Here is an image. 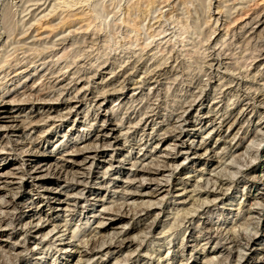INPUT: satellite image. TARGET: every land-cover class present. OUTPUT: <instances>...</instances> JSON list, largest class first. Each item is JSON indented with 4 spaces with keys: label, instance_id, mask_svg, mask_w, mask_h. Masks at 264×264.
Instances as JSON below:
<instances>
[{
    "label": "rangeland",
    "instance_id": "1",
    "mask_svg": "<svg viewBox=\"0 0 264 264\" xmlns=\"http://www.w3.org/2000/svg\"><path fill=\"white\" fill-rule=\"evenodd\" d=\"M263 209L264 0H0V264H248Z\"/></svg>",
    "mask_w": 264,
    "mask_h": 264
},
{
    "label": "bare ground",
    "instance_id": "2",
    "mask_svg": "<svg viewBox=\"0 0 264 264\" xmlns=\"http://www.w3.org/2000/svg\"><path fill=\"white\" fill-rule=\"evenodd\" d=\"M103 95H104V93H103ZM181 119H182V118H181ZM260 120H261V119H260ZM136 125H137V124H136ZM183 125H184V124H183ZM179 126H180V125H179ZM231 127H232V126H231ZM172 131H173V130H172ZM102 139H103V138H102ZM183 144H184V143H183ZM176 145H177V144H176ZM174 149H175V148H174ZM82 153H83V152H82ZM169 162H170V161H169ZM174 162H175V161H174ZM171 166H172V165H171ZM57 167H58V166H57ZM169 167H170V166H169ZM148 170L150 171V169H148ZM30 171H31V170H30ZM139 171H140V170H139ZM141 171H142V170H141ZM158 171H160V170H158ZM55 172H56V171H55ZM55 172H54V173H55ZM106 172H107V171H106ZM152 172H153V171H152ZM78 173H79V172H78ZM145 173H146V171H145ZM147 173H148V171H147ZM149 173H150V172H149ZM161 173H162V172H161ZM9 174H10V173H9ZM21 174H25V175L27 174V175H28V173H24V171L21 172ZM75 174H76V173H75ZM152 174H153V173H152ZM154 174H155V172H154ZM173 174H174V173H173ZM14 175H15V174H14ZM52 175H53V174H52ZM71 175H72V174H71ZM84 175H85V174H84ZM155 175H156V174H155ZM155 175H154V176H155ZM7 176H8V175H7ZM12 176H13V175H12ZM54 176H55V174H54ZM135 176H136V175H135ZM135 176H134V177H135ZM1 177H2V175H1ZM58 177H59V176H58ZM134 177H133V178H134ZM82 178H83V177H82ZM139 178H140V177H139ZM148 179H149V178H148ZM262 182H263V181H262ZM80 184H81V183H80ZM141 184H142V183H141ZM48 191H49V190H48ZM216 193H217V192H216ZM45 195L48 196V200H51V199H52L51 197H53V199H55V200H56V198H57V197L54 195L53 191H52V193L49 192V193H47V194H45ZM73 195H74V194H73ZM75 196H76V195H75ZM162 199H163V198H162ZM75 201H76V200H75ZM211 201H212V200H211ZM79 202H80V201H79ZM206 203H207V202H206ZM49 204H50V203H49ZM78 204H79V203H78ZM78 204H77V205H78ZM15 206H16V205H14V207H13L14 209H16ZM17 206H18V205H17ZM51 207H52V206H51ZM107 208H110V207H107ZM109 210H110V209H109ZM263 210H264V209H263ZM15 211H16V210H15ZM144 212H145V211H144ZM112 213H113V212H112ZM118 216H119V214H118ZM118 216H117V217H118ZM129 216H130V215H121V217H119L118 219L127 220V219L129 218ZM34 217H35V216H34ZM100 224H101V223H100ZM19 225H20V224H19ZM102 225H103V224H102ZM64 226H65V225H64ZM13 227H14V226H13ZM55 229L57 230V228H55ZM13 230H14V232H18V231H22L23 228H19V226H15V227L13 228ZM53 230H54V229H53ZM54 231H55V230H54ZM54 231H53V232H54ZM49 232H50V231H49ZM51 233H52V232H51ZM47 234H48V233H47ZM57 234H58V233H57ZM126 235H127V232H124V236H126ZM127 238H128V237H127ZM127 238H126V239H127ZM250 238H251V237H250ZM129 239H130V238H129ZM243 239H244V238H243ZM243 239H242V240H243ZM251 239H252V238H251ZM122 240H123V239H122ZM234 240H237V239H234ZM253 240H254V239H253ZM231 241H233V239H232ZM238 241H239V240H238ZM250 241H251V240H250ZM123 242H125V239H124ZM123 242H122V244H126V243H123ZM233 242H234V241H233ZM249 243H250V242H249ZM230 244H231V243H230ZM235 244H236V241H235ZM246 244H247V241H246ZM250 244H251V243H250ZM86 245H87V244H86ZM231 245H232V244H231ZM237 245H238V244H237ZM17 246H18V244H17ZM19 246H20V245H19ZM21 246H22V245H21ZM121 246H122V245H121ZM233 246H234V245H233ZM247 246H248V245H247ZM93 247H94V246H93ZM117 247H118V246H117ZM237 247H238V246H237ZM110 248H111V247H110ZM237 249H238V248H237ZM90 250H91V249H90ZM92 251H93V250H92ZM108 253H109V252H108ZM108 253H106V254H108ZM130 255H131V254H130ZM132 255H133V254H132ZM239 258H240V257H239ZM245 258H246V257H245ZM243 259H244V258H243ZM243 259H242V260H243ZM129 260H130V259H129ZM250 261H251L252 263H251ZM249 262H250V263H248V264H264V260H262V261H257L256 259H254V258H252V257L249 258ZM238 263L241 264L242 262H239V261H238ZM238 263H236V264H238Z\"/></svg>",
    "mask_w": 264,
    "mask_h": 264
}]
</instances>
